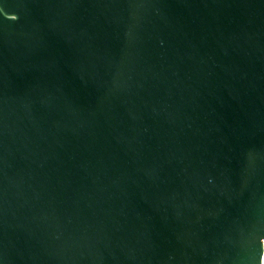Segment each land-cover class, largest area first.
<instances>
[{
	"label": "water",
	"instance_id": "water-1",
	"mask_svg": "<svg viewBox=\"0 0 264 264\" xmlns=\"http://www.w3.org/2000/svg\"><path fill=\"white\" fill-rule=\"evenodd\" d=\"M264 0H0V264H262Z\"/></svg>",
	"mask_w": 264,
	"mask_h": 264
},
{
	"label": "built area",
	"instance_id": "built-area-1",
	"mask_svg": "<svg viewBox=\"0 0 264 264\" xmlns=\"http://www.w3.org/2000/svg\"><path fill=\"white\" fill-rule=\"evenodd\" d=\"M263 249H264V238H263ZM262 264H264V256H263V262H262Z\"/></svg>",
	"mask_w": 264,
	"mask_h": 264
}]
</instances>
